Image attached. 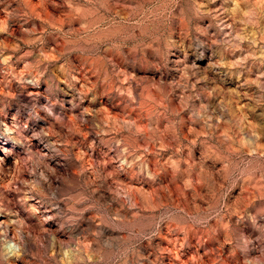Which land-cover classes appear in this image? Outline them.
Segmentation results:
<instances>
[{
	"label": "clouds",
	"instance_id": "clouds-1",
	"mask_svg": "<svg viewBox=\"0 0 264 264\" xmlns=\"http://www.w3.org/2000/svg\"><path fill=\"white\" fill-rule=\"evenodd\" d=\"M0 264H264V0H0Z\"/></svg>",
	"mask_w": 264,
	"mask_h": 264
}]
</instances>
